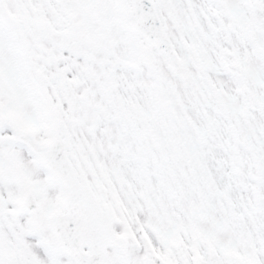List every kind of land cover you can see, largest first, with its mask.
I'll list each match as a JSON object with an SVG mask.
<instances>
[{
  "label": "snow or ice",
  "instance_id": "6c2138e0",
  "mask_svg": "<svg viewBox=\"0 0 264 264\" xmlns=\"http://www.w3.org/2000/svg\"><path fill=\"white\" fill-rule=\"evenodd\" d=\"M0 264H264V0H0Z\"/></svg>",
  "mask_w": 264,
  "mask_h": 264
}]
</instances>
